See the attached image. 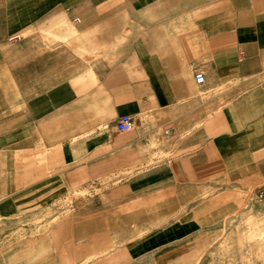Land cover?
<instances>
[{
	"label": "crops",
	"instance_id": "crops-1",
	"mask_svg": "<svg viewBox=\"0 0 264 264\" xmlns=\"http://www.w3.org/2000/svg\"><path fill=\"white\" fill-rule=\"evenodd\" d=\"M258 198L264 0H0V264L214 263Z\"/></svg>",
	"mask_w": 264,
	"mask_h": 264
},
{
	"label": "rangeland",
	"instance_id": "rangeland-1",
	"mask_svg": "<svg viewBox=\"0 0 264 264\" xmlns=\"http://www.w3.org/2000/svg\"><path fill=\"white\" fill-rule=\"evenodd\" d=\"M24 232L0 229V252H8L6 239L24 237ZM30 232L37 236L42 231ZM226 240L224 258L219 256V261L210 264H264V199L258 198L242 210L239 223L235 220V228L228 230Z\"/></svg>",
	"mask_w": 264,
	"mask_h": 264
},
{
	"label": "built area",
	"instance_id": "built-area-1",
	"mask_svg": "<svg viewBox=\"0 0 264 264\" xmlns=\"http://www.w3.org/2000/svg\"><path fill=\"white\" fill-rule=\"evenodd\" d=\"M20 35H12L9 37L10 41L20 39ZM194 80L197 84H202L205 81V76L202 71H196L194 74ZM134 122L133 119L129 115L120 116L115 123L116 130L119 132L130 131L133 128Z\"/></svg>",
	"mask_w": 264,
	"mask_h": 264
}]
</instances>
